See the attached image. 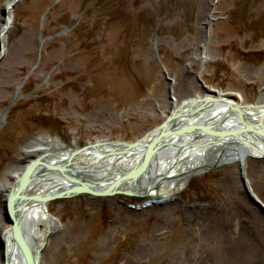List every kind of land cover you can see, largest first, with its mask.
Returning a JSON list of instances; mask_svg holds the SVG:
<instances>
[{
	"label": "rangeland",
	"instance_id": "374dc122",
	"mask_svg": "<svg viewBox=\"0 0 264 264\" xmlns=\"http://www.w3.org/2000/svg\"><path fill=\"white\" fill-rule=\"evenodd\" d=\"M8 1L0 0V29ZM214 2L19 0L10 11L0 37V264L11 226L7 188L41 140L63 152L134 144L210 90L241 106L264 103V0ZM221 159L183 179L161 206L131 209L145 200L135 195L50 202L58 230L40 264H207L212 243L187 225L200 208L225 211L260 248L254 222L264 223V194L252 173L264 170V159L250 157L246 172Z\"/></svg>",
	"mask_w": 264,
	"mask_h": 264
},
{
	"label": "bare ground",
	"instance_id": "6f19581e",
	"mask_svg": "<svg viewBox=\"0 0 264 264\" xmlns=\"http://www.w3.org/2000/svg\"><path fill=\"white\" fill-rule=\"evenodd\" d=\"M14 1L9 0L5 7ZM8 21H12L11 15L2 21L1 40L2 32L11 25ZM75 63L69 64V72L76 71ZM201 98V102L185 100L171 109L169 116L178 113L173 123L144 137L137 148L112 142L109 145L94 143L93 149L63 152L60 143L46 139L30 147L26 154L36 157L19 170L14 186L7 188L11 226L2 239V263L35 264L40 251V264L49 232L58 229L57 220L48 209L50 202L78 195L93 199L124 196L114 191L173 200L171 193L180 192L182 180L203 169L210 158L217 156L225 158L221 162H238L246 172L247 160L264 154V103L242 109L244 106L218 90H210ZM206 99L211 102L204 103ZM197 127L201 129L195 131ZM159 134L163 139L152 147ZM252 176L256 188L264 194V170L259 169ZM79 191L83 192L78 194ZM210 210H192L187 217V225L197 224L202 235L212 243L213 255L210 253L207 264H264L261 256L264 223L258 219L254 222L263 236L259 248L252 240L245 239L247 235L239 233L238 226L232 225L225 211L217 215ZM5 250L8 259L4 258Z\"/></svg>",
	"mask_w": 264,
	"mask_h": 264
},
{
	"label": "water",
	"instance_id": "95a60500",
	"mask_svg": "<svg viewBox=\"0 0 264 264\" xmlns=\"http://www.w3.org/2000/svg\"><path fill=\"white\" fill-rule=\"evenodd\" d=\"M16 2H17V0H15L12 4H10V7L11 8H14L15 7V5H16ZM2 15H3V17L4 18H7L8 17V11H7V8L5 7L4 9H3V13H2ZM3 34H4V32H2ZM1 35V34H0ZM0 58H2V55L0 56ZM219 101V100H218ZM221 101H226V100H221ZM195 102H201V101H199V100H195ZM204 103L205 102H208V103H210L211 102V100H205V101H203ZM236 106H238V105H236ZM240 107V106H239ZM242 109H244L245 108V106L244 107H241ZM176 116H178V113H175V114H173V115H171V116H168L167 117V119H166V121H165V123L164 124H162L160 127H158L157 129H154V130H152V131H150V132H148V135H146L145 137H148V136H152V135H154V134H156L157 133V131H159V130H162L163 128H167V126H169L171 123H173L172 122V120L173 119H175L176 118ZM201 128L200 127H197V128H195V131L196 130H200ZM193 130V129H192ZM169 133V132H168ZM184 134V133H183ZM160 136L153 142V144L151 145L152 147H154V146H158V144H159V140H162L163 139V135L161 136V134H159ZM167 137V136H166ZM143 139H141V140H138V142H136V143H134V144H129V145H127L128 147L129 146H131V147H139V145H141L142 143H141V141H142ZM124 145V144H123ZM90 149H93V147L92 148H90ZM260 155V156H259ZM258 156L259 157H261V158H264V154H258ZM257 157V156H256ZM255 157V158H256ZM141 170V169H140ZM139 173H140V171H138ZM137 172V173H138ZM20 181V180H19ZM81 192H83V191H81ZM80 191L79 192H77L78 194H80L81 193ZM114 193H118V194H124V195H130V194H128V193H126V192H120V191H114ZM109 194H112V193H109ZM104 195H108V194H104ZM136 197H139V198H149V199H154V198H156V196L155 197H149V196H147V195H145V194H141V195H137V194H134ZM65 196V195H64ZM130 196H133V194H131ZM62 197V196H61ZM8 210H9V206H8ZM13 231V230H12ZM16 234H19V233H17L16 232ZM39 257H40V251L38 252V254H37V256H36V262H35V264H39ZM4 258H7L8 259V251L7 250H5L4 251Z\"/></svg>",
	"mask_w": 264,
	"mask_h": 264
}]
</instances>
